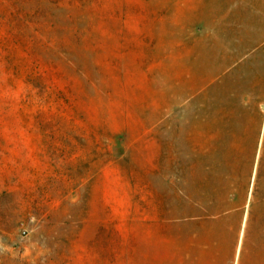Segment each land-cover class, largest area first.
Wrapping results in <instances>:
<instances>
[{
  "label": "rangeland",
  "instance_id": "1",
  "mask_svg": "<svg viewBox=\"0 0 264 264\" xmlns=\"http://www.w3.org/2000/svg\"><path fill=\"white\" fill-rule=\"evenodd\" d=\"M0 264H264V0H0Z\"/></svg>",
  "mask_w": 264,
  "mask_h": 264
}]
</instances>
